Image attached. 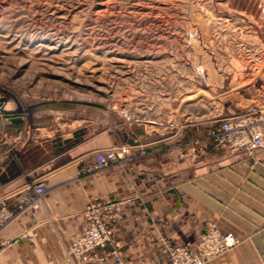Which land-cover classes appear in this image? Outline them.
Wrapping results in <instances>:
<instances>
[{
	"label": "rangeland",
	"instance_id": "rangeland-1",
	"mask_svg": "<svg viewBox=\"0 0 264 264\" xmlns=\"http://www.w3.org/2000/svg\"><path fill=\"white\" fill-rule=\"evenodd\" d=\"M262 6V0H0V128L14 112L29 136L41 131L65 147L123 122L160 129L181 107L206 121L214 116L207 130L219 125L231 116L228 99L221 94L218 104L213 94L235 83L236 70L264 65L250 42V19ZM26 211L0 223V252L34 241L30 232L4 233ZM213 231L236 241L206 260L240 241L209 222L195 240L167 243L194 247ZM63 251L75 264L100 257L98 249L92 259ZM38 252L28 248L30 257Z\"/></svg>",
	"mask_w": 264,
	"mask_h": 264
},
{
	"label": "crops",
	"instance_id": "crops-1",
	"mask_svg": "<svg viewBox=\"0 0 264 264\" xmlns=\"http://www.w3.org/2000/svg\"><path fill=\"white\" fill-rule=\"evenodd\" d=\"M250 27L251 52H261L263 61L264 6ZM260 68L245 65L227 91L213 94L220 104L226 93L227 115L264 110ZM6 115L0 128V198L15 208L30 180H43L45 192L4 228L6 235L30 232L34 241L18 240L1 251L0 264L77 263L63 250L83 233L84 212L94 202L120 210L106 221L111 236L97 248L105 260L86 264H113L115 256L121 264H164L167 242L195 240L209 222L240 241L201 264H264V148L247 153L208 141L214 116L206 121L203 113L192 117L181 107L160 129L123 122L61 147L41 131L29 136L16 113ZM262 129L264 135V120ZM112 146L122 149L121 157L96 165L94 151ZM28 248L39 250L37 256L30 257Z\"/></svg>",
	"mask_w": 264,
	"mask_h": 264
},
{
	"label": "built area",
	"instance_id": "built-area-1",
	"mask_svg": "<svg viewBox=\"0 0 264 264\" xmlns=\"http://www.w3.org/2000/svg\"><path fill=\"white\" fill-rule=\"evenodd\" d=\"M5 110V105L0 97V114ZM264 110L257 112H245L231 115L219 125L211 126L205 134L208 141L230 150H242L252 153L257 148H264V135L262 121ZM122 149L118 147H106L94 151L95 164L105 165L121 157ZM45 192L43 180H30L24 185L17 206L10 208L5 197L0 198V223L6 222L17 212L26 211L38 204L40 196ZM120 210L117 204H100L94 202L89 204L85 210V226L81 236L71 242L70 248L78 256H87L92 259L95 249L102 247L111 236V228L107 225L108 219L115 218ZM236 239L230 234L217 231L211 232L203 238L196 246L189 247L186 244L166 243L169 260L167 264H200L210 256L231 246ZM192 248H196L193 251ZM105 260V256H100ZM86 260L85 262H87ZM113 264H121L120 259L115 256Z\"/></svg>",
	"mask_w": 264,
	"mask_h": 264
}]
</instances>
